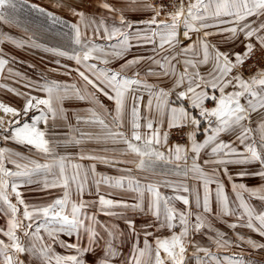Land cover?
<instances>
[{
	"label": "snow or ice",
	"instance_id": "1",
	"mask_svg": "<svg viewBox=\"0 0 264 264\" xmlns=\"http://www.w3.org/2000/svg\"><path fill=\"white\" fill-rule=\"evenodd\" d=\"M126 4L116 7L101 3L99 7L108 15L99 18H89L72 9L79 21L70 25L69 50L46 48V51L75 61V71L85 82L83 89L66 82L46 79L41 82L30 78H22L23 87L29 89L27 92L0 85L23 100L20 107L0 102V111L11 117L5 120L0 116V140L23 145L29 151L35 149L45 158L41 163L11 148L0 147V214L6 218V226L0 227V237L7 238V242L0 238V264H25L20 258L22 255H28L39 264H189L190 259L194 264H254L242 256L217 255L212 251V245L217 250L240 247L241 244L264 249V244L239 232L235 233L236 240H232L213 224V219L234 217V222L228 224L230 229L246 228L264 237V207L257 209L250 202L252 198L264 202V184L248 187L235 182L237 178L264 180V70L247 79L242 75L243 66L255 51L264 54V0H172L170 9L147 0H126ZM6 6L15 9L16 0H0V21L21 27L4 11ZM38 10L44 12L42 8ZM128 12H151L152 16L133 21L127 18ZM47 15L57 20L52 13ZM162 15L164 18L160 19ZM181 27L185 39L192 41L193 34L197 37L183 47L179 39ZM214 35L222 36L225 44H239L242 51H220L215 44L209 43L208 38ZM0 37H3L0 43L10 39L21 47L38 46L31 38L16 40L5 34ZM98 40L105 43H97ZM132 41L137 46L153 45L152 55L125 59L133 47ZM2 51L0 49V53ZM113 60L124 63L119 69L99 66ZM142 61L149 64L146 75L167 78L171 87L166 90L150 85L139 78V72L131 77L124 74ZM8 63V59L0 58V72ZM177 64L183 65V71L177 69ZM209 64L207 73L201 74L200 66ZM8 71L9 76H21L11 69ZM71 71L66 68L64 74L70 75ZM89 85L95 92L87 91ZM33 92L44 95H33ZM97 92L114 104V114L104 110L105 116H111V123L92 108L86 110L90 113L89 118L77 115L76 119L77 123L83 120L99 125L104 130L103 135L81 132L79 139L75 136L63 141L48 138L58 135L54 123L49 128V121L67 119L62 107L65 99L72 96L103 107L96 98ZM144 93L148 99L142 114ZM173 95L175 100L171 99ZM206 101L214 106H207ZM193 110L198 114L194 115ZM257 112L261 114V121L253 129L251 115ZM68 127L72 129L73 126L69 124ZM185 127L191 129L187 133L190 147L182 144L167 147L170 131ZM113 128L125 130L113 131ZM201 132L205 138L198 142L196 137ZM223 134H231L234 139H221ZM85 138L97 143L109 140L113 144L122 143L126 146L122 154L132 153L139 157L138 170L165 178L142 183L131 175V168H117L126 175L100 174L97 178V162L111 167L129 162L86 154L81 150L80 160L93 161L86 168L81 163H72L70 155H59L56 151L61 144L65 147L79 145ZM165 147L167 154L160 150ZM102 150L109 151L107 148ZM206 150L207 159L201 165L198 161ZM7 163L14 169L8 168ZM253 165L259 167L253 169ZM205 166H210L211 170L205 171ZM230 166L236 171L230 172ZM168 176L181 179L172 180ZM189 177L196 183H186ZM223 177L231 184L234 198L226 193ZM32 184L39 185L41 191L60 188L63 195L47 203H28L19 189ZM101 184L132 193V202L109 198L111 193L101 194ZM161 187L171 189L173 195H164ZM73 191L77 199L72 198ZM85 194L96 195L98 200H85ZM12 196L16 203L12 202ZM177 201L184 205L183 209L176 207ZM21 206L22 217L18 216ZM92 208H98L108 216L124 218L134 240L127 257L121 258L114 243L119 236H125L122 243L126 242L127 234L117 233L114 225H100L107 234L105 239L97 230L100 224L97 213L89 211ZM115 208L124 211L117 213L113 211ZM128 210L150 216L152 222L138 228L134 220L124 216ZM149 229H166L170 235H154ZM42 232L50 243L45 241ZM60 234L75 237V242L60 239ZM197 236L210 244L202 245ZM149 237H153L154 246ZM53 244L66 249L68 254L56 253ZM189 248L193 249L191 257ZM98 250L102 255H98ZM89 255L95 257L91 262L86 259Z\"/></svg>",
	"mask_w": 264,
	"mask_h": 264
},
{
	"label": "crops",
	"instance_id": "2",
	"mask_svg": "<svg viewBox=\"0 0 264 264\" xmlns=\"http://www.w3.org/2000/svg\"><path fill=\"white\" fill-rule=\"evenodd\" d=\"M25 2H28L32 5H36L38 8L44 9L45 12L52 13L55 17L58 18H65L70 22L71 24L77 23L79 21V17L73 15L72 9H75L77 11H81L85 14L86 17L92 18L96 17L99 18L100 16H106L108 15L106 11L99 7V5L103 2H107L110 4H113L116 7H125L127 6L126 0H24ZM147 2H150V0H147ZM8 14V13H7ZM9 15V14H8ZM10 16V15H9ZM126 16L128 19L133 21L138 20H145L149 19L152 16L151 12H128L126 13ZM11 17V16H10ZM163 15L160 17V19H163ZM255 19V18H253ZM20 25H26L24 23H20ZM0 34H5L7 37L15 38L16 40H29L31 36L25 31V27H17L15 24H5L2 21H0ZM91 33L89 32L88 35ZM3 37H0L2 39ZM196 35L193 34L192 41L196 40ZM34 39L38 46L33 47L31 44H27L23 47L14 45L10 39L4 40L3 43H0V49H2V53H0V58L8 59L9 63L5 66L4 70L0 72V85H7L12 88L18 89L20 92H27L29 89L23 87V79L22 78H30L33 81H43V80H55L58 82H66L68 84H75L77 89H83L85 82L79 77L78 73L75 71L77 65L75 61L69 59L65 56H59L52 52L46 51V48H52V47H59L64 50H69V48H63L62 44L55 42L54 44L48 43L45 40L38 39V38H31ZM179 39L182 42L181 46H187L189 43H192V41L187 40L183 37V28L180 29V35ZM209 43L215 44L220 51H242V46L239 44L233 45L230 42L228 44L223 43V37L220 35H214L212 37H209ZM97 43H105V41H97ZM133 44V47L131 48L129 54L125 57V59H131L134 56H149L152 55V48L153 45H144V46H137L135 41L131 42ZM71 46V44H70ZM202 56V54H201ZM96 62V61H92ZM124 63L123 60H113L108 65H102L100 64V67H108L111 69H119L120 64ZM175 63V61H173ZM177 69L179 71H183V65L177 64ZM149 67L148 62L142 61L141 64L136 65L128 70L125 71V75L131 77L136 72H139V78L144 80L150 85H153L155 87H165L167 88L171 87V82L167 80V78H157L154 76H148L146 75L147 69ZM211 67V64L209 65H201L200 66V72L201 74H206L209 68ZM66 68L72 69L70 75H65ZM9 69L13 70L14 72H18L21 74L20 77L15 76H9ZM82 70V69H81ZM244 76V75H243ZM245 79L248 77L244 76ZM231 90V89H229ZM88 92H95V90L89 85L87 87ZM33 95H39L43 97V93H37L33 92ZM209 94H211V89H209ZM218 94V93H217ZM96 98L99 100L100 104L103 105V107H100L99 105L93 104L91 101H81L75 99V97L70 96L68 99H65L63 101L62 107L65 109V115L67 117L66 120L64 119H57L55 122L49 121V128L53 127V123L55 124L54 131L58 133L55 137H48L49 139H55L59 141H63L64 139L75 136L76 138H81L80 134L83 133H91L93 135L99 133L103 135V131L99 125H93L90 123H84L83 120L80 123H77V115H79L82 118H89L90 113H88L86 110L88 108H92L97 114L105 117L107 123H111V116H105V108L109 110L112 114H114V104L112 101H109L103 94L96 93ZM147 93H144V99L141 103V113H144V105L147 103ZM172 100H175V96L173 95L171 97ZM0 102L8 103L11 106L20 107L23 104V100L14 95L13 93L9 92L7 88L0 87ZM243 102V101H242ZM178 103V102H177ZM207 106L212 107L213 104L206 101ZM185 106H187V101H185ZM193 114L197 115L198 113L193 110ZM155 115V113H153ZM0 116H4L5 120L11 119L9 116H5L2 111H0ZM261 121V114L259 112L253 113L251 115V124L250 126L253 129H256L258 127L259 122ZM71 124L73 127L72 129H69L68 125ZM166 128V124H165ZM124 131V128L115 129L113 128V131ZM204 135L201 132L197 135L196 139L198 142H203ZM221 139H224L226 141L234 139V137L231 134H223L221 136ZM1 147H8L11 148L14 151L20 152L25 156L30 157L31 159H36L41 163L45 162V158L43 155L38 154L35 149H32L29 151L28 148H26L23 145H18L12 141L4 142L3 140H0ZM177 144L171 141L170 135L168 139L167 147H171L172 145ZM190 147V143L182 144ZM126 146L122 143L113 144L110 140L107 142H101L97 143L94 140H88L83 139L82 143L79 145H69L65 147L63 144L59 145L56 148V151L59 155H70L72 163H81L86 168L90 166L93 161L91 160H80L78 158V154L83 150L86 154H96V155H104L108 157H115L118 160L121 161H127L129 163H121L117 165L116 167H111L102 163H96V173L97 178L100 174L104 176H119V175H126L127 173H121L117 171V168L127 169L131 168L132 173L131 175L137 179H140L142 183L147 182H154L158 180H162L165 177L161 175H153L150 172H145L138 170L136 168V163L139 161V157H137L135 154L132 153H123L122 150ZM167 147L161 148V151H164L167 154ZM107 148L109 151L105 152L102 149ZM112 149H116L115 152L112 151ZM207 150L205 152L201 153V157L198 161L201 165H203L204 159H207ZM191 155V154H189ZM191 163V160H189V164ZM6 166L8 168H13L14 166L10 163H7ZM161 167L163 165L161 164ZM171 167V165H169ZM253 169L259 167V165H253L251 166ZM210 166H205V171H210ZM229 171L233 172L236 171L234 167H229ZM168 179L172 180H178L181 179V177L177 176H168ZM225 182V191L226 193L234 198V194L231 190V184L228 183L227 177H223ZM89 182L91 183V177ZM186 183H189L190 185L195 184L196 181L192 180L190 177L185 181ZM236 183H244L248 187H259L261 184H264V180H261L259 177L256 178H244L239 179L237 178ZM213 188L215 185L212 186ZM23 196L28 203H47L50 202L52 199L62 196L63 191L60 188L56 189H50L48 191H41L39 190V185L32 184V185H26L22 186L19 189ZM92 191L95 193V186H92ZM160 191L164 195H173V192L169 188L161 187ZM100 193L101 194H108L111 193V196L109 198L114 199H126L128 202H132L131 197L132 193H129L125 191L124 189H114L110 188L106 184H101L100 186ZM72 198L77 199L75 192L72 193ZM85 200H93L97 199L98 196L96 195H87L85 194L83 197ZM12 202L16 203L15 197H11ZM253 205L257 207V209H260L261 207H264V202L259 201L258 199L252 198L250 201ZM176 207L183 209L184 205L177 201ZM213 208L215 210V204H213ZM22 211L23 208L21 206V212L18 214V216L22 217ZM89 211H95L97 213V220L100 222V224L97 225V230L107 239V234L105 233L104 229L100 225H114L115 230L117 233H126L127 239L126 242L122 243V241H125V236H119V238L114 242L115 245L118 247V250L121 252L122 257H127L130 253L131 246L134 242L133 238L130 235V232L128 230V226L124 222V218L121 216H108L103 214L98 210V208H92L89 209ZM113 211L117 213H121L124 210L121 208H115ZM124 216L128 219H132L136 222V226L138 228L142 227L145 223L152 222V218L150 216L145 217L141 216L139 214L133 213L131 210H128L124 213ZM234 222V217H224L223 219H213L214 227L224 233L227 234V237L236 240V232H239L241 235H244L246 238L251 237L253 240L257 241L258 243L264 244V237L260 236L256 232H252L249 229L246 228H240L233 230L228 227L229 223ZM6 226V218L0 214V227ZM150 231L154 232V235H162L167 236L170 235V233L166 229H160L159 231L155 229H149ZM176 231H179V228L176 229ZM206 231V230H205ZM21 234L22 233H18ZM41 235L44 236V239L46 242H51L49 238L44 234L43 232ZM4 238L7 242V238ZM60 239L65 240L68 243H74L75 237H68L65 234H60ZM196 239L200 241L202 245L208 246L210 242L206 239H202L200 236H197ZM149 242L153 244L154 246V239L153 237H149ZM140 246H143V233L140 234ZM54 251L56 253L60 254H68L66 249L61 248L58 244L52 245ZM193 249L189 248L188 255L191 257ZM212 251L216 252L217 255L223 256V255H236V256H242L245 260L249 262H254V264H264V249H252L247 244H241L240 247H230L228 249H219L217 250L214 245H212ZM98 255H102L101 252L98 250ZM163 255V254H162ZM200 255H203L201 253ZM25 261V264H39L38 261H35L31 259L28 255H22L20 257ZM86 259L91 262L95 259L92 255H89L86 257ZM189 264H194V261L191 259L189 260Z\"/></svg>",
	"mask_w": 264,
	"mask_h": 264
},
{
	"label": "rangeland",
	"instance_id": "3",
	"mask_svg": "<svg viewBox=\"0 0 264 264\" xmlns=\"http://www.w3.org/2000/svg\"><path fill=\"white\" fill-rule=\"evenodd\" d=\"M4 11L8 13L19 23H24L25 29L31 38H38L47 41L48 43L54 44L58 42L62 44L63 48H70V36L72 35L70 22L65 18H58L54 21L48 12H41L38 7H32V4L25 2L24 0H16V7L12 9L8 6L5 7ZM242 75L249 77L246 73L242 72ZM191 129L189 128V131ZM170 131V139L177 144H187L177 142ZM1 147V142H0Z\"/></svg>",
	"mask_w": 264,
	"mask_h": 264
},
{
	"label": "built area",
	"instance_id": "4",
	"mask_svg": "<svg viewBox=\"0 0 264 264\" xmlns=\"http://www.w3.org/2000/svg\"><path fill=\"white\" fill-rule=\"evenodd\" d=\"M153 5L159 6L160 4H164L171 6L172 0H150ZM178 2V0H177ZM264 70V54H262L259 50L255 51L254 55L248 59V61L243 66V71L247 75H254L257 71ZM189 132V128L185 127L183 129H173L172 136L179 143L188 142L187 133Z\"/></svg>",
	"mask_w": 264,
	"mask_h": 264
}]
</instances>
